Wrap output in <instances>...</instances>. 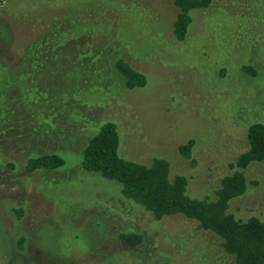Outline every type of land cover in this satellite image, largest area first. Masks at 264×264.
<instances>
[{"label":"rangeland","instance_id":"rangeland-1","mask_svg":"<svg viewBox=\"0 0 264 264\" xmlns=\"http://www.w3.org/2000/svg\"><path fill=\"white\" fill-rule=\"evenodd\" d=\"M263 3L215 0L193 13L179 41L171 0H0V264H218L196 222L155 221L123 196L119 183L84 171L80 151L112 122L121 157L144 164L165 159L173 175L187 178L192 197L214 199L234 172L231 164L248 150L249 126L264 123V36H254L263 30L251 18L263 13ZM49 28L50 40L65 49L62 57L77 65L71 92L66 60L49 57L54 43L35 48ZM30 46L34 59H43L40 70L20 52ZM96 55L110 64L124 59L148 84L128 90L110 72L91 74L88 84L98 87L80 90L84 62L92 68ZM34 122L60 144L51 147L65 160L60 170H26L36 145L20 146L14 137L33 134ZM84 125L93 128L79 134ZM190 141L191 160L179 152ZM245 173L249 187L229 212L264 221V162ZM131 232H143L144 242L133 247L121 239Z\"/></svg>","mask_w":264,"mask_h":264},{"label":"trees","instance_id":"trees-1","mask_svg":"<svg viewBox=\"0 0 264 264\" xmlns=\"http://www.w3.org/2000/svg\"><path fill=\"white\" fill-rule=\"evenodd\" d=\"M171 1L178 10L172 25L174 36L177 40L183 41L193 22V13L210 8L215 0ZM261 9L263 13L251 15L253 16L251 17L253 26L263 30L259 33L254 32V36H264V3ZM54 30L52 33L60 37L59 28ZM50 32L51 28L38 37V45L35 48L39 46L50 48L54 43L55 51L53 50L49 57L57 61L58 64H61L58 62L59 60H66L64 71L66 77L69 76L66 80V90L71 92L69 90L70 80L74 76L72 72L76 70L77 65L74 66V59H71L68 54L65 55V58L62 57L65 49L60 47V43L50 40ZM70 45L73 46V43L71 42ZM35 48L30 46L31 50L25 48L20 51L26 52V56L22 55L30 63L36 61L34 59V54L37 53ZM74 49L71 52L75 55ZM32 53L33 57L31 58ZM98 55L103 54L98 52ZM17 58L21 60L20 57ZM41 60L43 59L40 58L36 61L38 70L41 69ZM94 61L96 62L92 68L88 62H84L86 65L83 64L85 68H88L82 72L83 79L78 85L80 90L98 87L94 83L88 84L86 78L91 74L98 77L112 74L121 76L124 79L125 88L128 90L144 88L148 84L147 77L132 68L122 58H115L113 61L110 59L113 65L107 62L108 59L103 62L102 57L97 55ZM62 66L56 67V72H59ZM246 69L250 71V74H253L249 68ZM64 71L60 73L61 77ZM110 72L112 74H109ZM76 110L73 109L75 115H77ZM70 123L74 124V120ZM38 124L33 127V134L30 132L28 136L18 134L14 137L19 138L20 146L30 147L28 144L33 142L36 145L32 151H37V153L32 158L28 156L26 170L30 173L38 170H48L49 172L60 170L65 165V160L57 154L60 149L52 151L51 147L58 145V148H61V146L56 143V138L49 139L45 127L42 124L38 126ZM82 127L83 129H77L78 133H82L84 128H93V126L86 127V125ZM23 140L25 142H21ZM247 141L248 150L242 153L235 163L231 164L234 172L221 180L214 199L192 197L189 193L187 178L182 175H173L172 165L165 159L155 158L151 163L144 164L121 157L119 153L120 137L117 126L112 122L103 123L93 135L88 137L85 142L83 141V148L80 151L82 153L80 167L86 172L98 173L109 181L119 183L123 196L150 213L155 221L181 216L186 220L196 222L198 228L206 234L209 249L216 252L214 259L218 264H224L227 260L233 264H264V221L258 217L243 220L229 212L231 202L242 196L249 187L245 173L247 168L251 164L264 162V123L255 122L249 126ZM193 147L194 142L190 141L188 144L181 145L179 152L184 158L191 160ZM8 166L15 169L13 162H10ZM120 237L133 247L139 246L145 240L143 232L142 234L131 232L122 234Z\"/></svg>","mask_w":264,"mask_h":264}]
</instances>
